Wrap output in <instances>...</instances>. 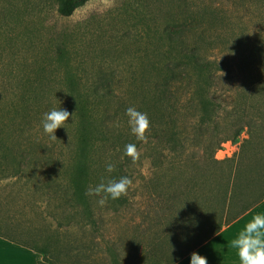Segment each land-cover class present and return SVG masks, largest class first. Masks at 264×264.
Listing matches in <instances>:
<instances>
[{
    "label": "trees",
    "instance_id": "trees-1",
    "mask_svg": "<svg viewBox=\"0 0 264 264\" xmlns=\"http://www.w3.org/2000/svg\"><path fill=\"white\" fill-rule=\"evenodd\" d=\"M53 1L56 12L67 15L82 0ZM11 12L7 5L0 8L3 16ZM176 33L173 27L161 28L166 44L155 54L145 55L138 66V77L131 74L117 78L116 83L128 79L133 86L128 92L115 93L112 85L116 78L103 68L93 76L88 91L76 89L79 77L70 70L67 60L58 59L68 69H64V91L41 85L31 89L33 81L21 76V88L9 90V97L3 98L0 118L9 121L37 117L42 122L43 115L54 108L74 112V119L69 117L73 125L66 160L30 151L25 144L30 140L23 136L32 126L15 127L12 136L22 139L13 137V143L0 126V150L3 157L11 159L10 174L17 175L23 166L37 161L41 162L40 169L48 167L44 169L45 179H37L35 186L45 209L41 226L22 238L0 232L1 237L41 254L37 264H130V258L137 260L135 264H173L221 224L264 197L262 192L236 214L225 216L229 207L237 204V197H245L236 193L237 189H251L264 182V63L252 66L247 55L239 56L232 65L234 71L249 73L238 84L231 82L224 101H219L213 94L215 84L228 83L218 75L223 61L205 57L196 41L176 40ZM236 74H231L228 81ZM114 94L117 106L111 112L99 111L102 102ZM132 106L147 113L151 121L147 143L137 141L131 130L128 134L126 109ZM185 111L188 114L184 120L181 117ZM40 128L43 130L42 124ZM243 128L248 137L234 156L215 160L213 153L220 144L234 139ZM129 143L138 145L149 167V174L139 173L145 180L142 188L146 205L138 213L143 222L138 227L141 238L150 240L147 246L138 242L139 250V233L132 234L131 239L104 235L105 215L117 213L126 204L125 198L109 199L101 207L99 197L86 195L102 180L106 183L124 176L123 161L129 159L125 146ZM15 144L24 150L12 151ZM10 145L13 153L7 151ZM109 162L115 165L111 173L106 170ZM3 171L0 168L2 177ZM193 233H197L195 241L180 248Z\"/></svg>",
    "mask_w": 264,
    "mask_h": 264
},
{
    "label": "rangeland",
    "instance_id": "rangeland-1",
    "mask_svg": "<svg viewBox=\"0 0 264 264\" xmlns=\"http://www.w3.org/2000/svg\"><path fill=\"white\" fill-rule=\"evenodd\" d=\"M6 5L12 12L5 13V16L0 14V31L4 32L0 34V78L3 79L0 107L4 105L3 98L9 97V90L20 86L21 76L33 81L29 85L31 89L41 85L64 91V69H68L58 59L67 60L70 70L76 72L75 76L79 77L76 89L88 91L93 76L104 69L116 78L112 85L115 93L128 92L133 88L128 79L116 83L117 78L125 79L131 74L138 77V66L145 55L155 54L159 46L166 44L160 35L161 28L166 26L175 29L179 35L176 40L183 43L196 41L205 57L223 61V70L218 75L228 83L215 84L213 94L219 101H224L227 87L233 86L231 82L238 84L249 73L247 70L234 71L232 65L239 56L247 55V62L252 66L259 61L264 63V0H82L67 15L56 12L53 0H0V8ZM29 42L33 46L29 47ZM231 74L236 75L228 81ZM134 88L138 91L137 82ZM117 94L105 99L99 111L111 112L117 106ZM187 114L188 111L183 112L181 118L185 120ZM22 118L11 121L7 117L0 118L1 132L10 143H13L15 127L21 124L26 128L32 126L24 132L23 137L30 140V144L25 143L26 147L37 154L43 152L55 159L66 160L67 143L71 140L69 130L73 125L70 118L66 129H59L55 141L40 128V118ZM129 132L130 129L128 134H131ZM247 137V130L243 128L234 139L222 142L213 158L223 160L234 156ZM14 138L21 141L22 136ZM21 150L24 148L19 144L12 147V151ZM7 151L13 153L11 145ZM3 155L0 150V168L6 174L0 176V232L22 238L41 226L42 210L45 209L35 186L37 179H45L44 169L48 167L40 169L41 162L37 161L12 175L9 173L13 167L11 159ZM123 163L128 166H123L124 176L133 180V187L124 197L126 204L117 213L105 215L104 235L131 239L132 234L141 232L138 224L143 225L138 213L146 205L142 188L145 180L139 177V173L149 174V167L148 161L142 157L136 164L130 158ZM238 192L245 197L235 199L237 204L229 207L226 217L236 214L264 192V182L251 189H237ZM196 234L186 238L180 248L194 242ZM141 237V234L137 236L138 250L141 249L138 242L145 245L150 240ZM136 261L135 258L128 259L130 264Z\"/></svg>",
    "mask_w": 264,
    "mask_h": 264
},
{
    "label": "clouds",
    "instance_id": "clouds-1",
    "mask_svg": "<svg viewBox=\"0 0 264 264\" xmlns=\"http://www.w3.org/2000/svg\"><path fill=\"white\" fill-rule=\"evenodd\" d=\"M128 125L131 133L137 141L147 143L148 135L151 130V121L147 113L137 110L134 106L126 109ZM69 117L74 119V112L70 113L67 109H52L46 112L42 118V127L45 134L52 141L57 140L56 131L65 128L69 123ZM125 155L128 156L133 164L141 159V151L136 144L129 143L125 146ZM106 170L111 173L115 170V165L109 162ZM133 187V180L128 176L117 179H109L106 183L102 180L95 187H90L86 195L99 197L97 203L103 207L109 199L117 200L128 195ZM230 246L236 250L239 264H264V212H256L252 215L242 229L230 241ZM190 264H208L207 258L193 252Z\"/></svg>",
    "mask_w": 264,
    "mask_h": 264
},
{
    "label": "crops",
    "instance_id": "crops-1",
    "mask_svg": "<svg viewBox=\"0 0 264 264\" xmlns=\"http://www.w3.org/2000/svg\"><path fill=\"white\" fill-rule=\"evenodd\" d=\"M256 212H264V197L223 223L212 235L204 239L190 252L173 264H190L191 254L207 258L208 264H239L236 250L230 241ZM40 254L0 236V264H37Z\"/></svg>",
    "mask_w": 264,
    "mask_h": 264
}]
</instances>
